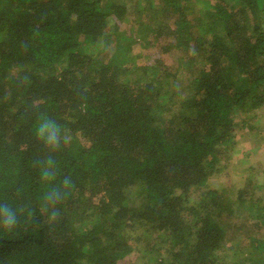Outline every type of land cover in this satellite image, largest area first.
Instances as JSON below:
<instances>
[{"label": "trees", "instance_id": "1", "mask_svg": "<svg viewBox=\"0 0 264 264\" xmlns=\"http://www.w3.org/2000/svg\"><path fill=\"white\" fill-rule=\"evenodd\" d=\"M193 1L146 0L140 21L119 0H0V200L31 213L0 230V264H264L251 235L229 263L223 221L251 204L260 231L263 202L205 191L238 128L252 129L237 114L264 106V0H213L188 17ZM126 16L133 35L119 30ZM40 113L70 137L55 183L74 189L51 225L34 167L48 155ZM156 234L166 247L149 245Z\"/></svg>", "mask_w": 264, "mask_h": 264}, {"label": "rangeland", "instance_id": "2", "mask_svg": "<svg viewBox=\"0 0 264 264\" xmlns=\"http://www.w3.org/2000/svg\"><path fill=\"white\" fill-rule=\"evenodd\" d=\"M119 1L124 4L125 7H127L128 16L136 17L137 11H141L142 14L140 15L139 19H141L140 21H146L148 13L144 11L145 9H143L144 5L146 4V0ZM213 3V0H200L199 2H195L194 0L191 8L188 11V17H190V14L191 16L198 15V13L203 10V8H210ZM136 28V22H132L131 19L126 16L121 22L119 30L125 32V36H127L128 34H135L137 30ZM193 28L195 29L194 25ZM91 49L96 53L100 50L96 46H91ZM132 50L134 53L137 51H140L142 54L148 53V50L141 48L139 44L132 45ZM171 56H173V54ZM141 60L142 59H140V61ZM172 61L173 58L168 57L166 62L171 64ZM256 111H258V114L255 112L256 116H253L252 112L237 114L238 118L241 116H243V118H249L251 120L249 124L252 125V129L249 130L246 127H243L242 129L238 128L237 132L245 131L247 134H243L244 138L243 136L240 138L238 145L233 148V152L231 149L229 150V153L232 155L231 159H228L229 155L227 154V158H225L226 160H219L217 171L208 180L205 186V191L208 188L222 191L224 195L230 196V198L234 201L238 191L244 190L245 194H249V192L252 190L253 194L255 195L254 198H259L263 202L262 204L264 206V106ZM226 161H228V165H225ZM241 206L244 208L238 209V212H235L234 215H228L226 218H223L224 224H229L228 228L226 229V246H233L230 256L227 258L229 259V263H232L231 261H241L245 255L248 256V253H250L248 248L241 246V237L243 238L245 236L251 235V239H253L252 244H250L253 246V248H255L256 242L260 243V241H264V229L255 231L250 225H247V222H251L249 221L251 213L248 209L251 204H243ZM263 209L264 207L257 208L259 213H262ZM261 218L258 220V222L262 221V223H264V220ZM138 231L142 232V230ZM153 244L156 247L162 248L166 247L168 242H166L165 236H159L156 234L152 235V240H150L149 245L151 246ZM154 253V255L157 257L160 256L156 252ZM252 259H254V256Z\"/></svg>", "mask_w": 264, "mask_h": 264}, {"label": "clouds", "instance_id": "3", "mask_svg": "<svg viewBox=\"0 0 264 264\" xmlns=\"http://www.w3.org/2000/svg\"><path fill=\"white\" fill-rule=\"evenodd\" d=\"M33 135L37 141L42 143L48 155L43 159H37L34 167L39 171V179L45 185V191L40 198V211L46 217V222L54 224L60 215V205L66 197L73 191L74 183L69 176H64L59 184H56L58 176L57 162L54 153L62 146H66L70 137L57 122L44 113L38 114L35 122ZM30 210L27 206L16 207L7 201L0 200V230L12 231L20 222L21 216Z\"/></svg>", "mask_w": 264, "mask_h": 264}]
</instances>
